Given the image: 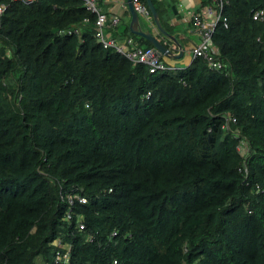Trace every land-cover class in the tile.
<instances>
[{"label": "trees", "instance_id": "trees-1", "mask_svg": "<svg viewBox=\"0 0 264 264\" xmlns=\"http://www.w3.org/2000/svg\"><path fill=\"white\" fill-rule=\"evenodd\" d=\"M0 4V264H264V0L225 5L224 68L155 72L84 0Z\"/></svg>", "mask_w": 264, "mask_h": 264}, {"label": "built area", "instance_id": "built-area-1", "mask_svg": "<svg viewBox=\"0 0 264 264\" xmlns=\"http://www.w3.org/2000/svg\"><path fill=\"white\" fill-rule=\"evenodd\" d=\"M24 3H30L33 0H20ZM87 9L97 14L95 20V36L102 43L105 48L113 47L118 52L122 53L130 61L135 63L146 64L150 72H155L160 69L174 68L169 66L162 58V53L152 47H143L138 41H136L132 36L126 37L123 40H118L114 37H108L105 34V27L107 23L115 26L119 23V17L114 15H108L107 13L100 10L96 0H84ZM134 9L144 17H150V11L148 7L141 0H132ZM228 3V0H213L211 4L204 7V12H195L192 14V21L198 33L200 34V41L193 47V56L202 57L212 69H222L224 68V62L219 55V49L214 43L213 34L217 25L221 22L225 27L228 26V19L224 15V7ZM7 8V5L0 4V13H2ZM252 17L257 21H264V8H253L251 10ZM60 33H77L80 35V30L78 27L61 29ZM146 98L150 97V91L146 93ZM236 121V117H227V122L223 125V128H229V121ZM238 148L244 152L247 149V140L244 138L241 140ZM239 170H244L245 181L247 176V167L243 166ZM259 191L263 192L264 189L259 187ZM80 202H87V198L84 196L76 195ZM73 199H71V202ZM67 217L70 219L71 215L68 214ZM79 229H85V223L81 220L78 221ZM117 230L112 232V235H117ZM95 239L94 234H89L87 237L88 241H93ZM60 242V241H59ZM115 263L117 260H114ZM55 264H70V246L68 245L66 251L57 249L54 258Z\"/></svg>", "mask_w": 264, "mask_h": 264}, {"label": "crops", "instance_id": "crops-1", "mask_svg": "<svg viewBox=\"0 0 264 264\" xmlns=\"http://www.w3.org/2000/svg\"><path fill=\"white\" fill-rule=\"evenodd\" d=\"M159 2L163 9V19L159 15L160 20H162L161 23L163 22V27L169 33L175 35L183 50L180 57L162 55V58L171 67H187L194 59L193 47L200 41V34L194 26L192 14L195 12H204V7L206 5L203 0H159ZM96 3L101 11H104L109 15L117 16L120 19L116 26H110L107 23L105 27V34L108 37H114L118 40L126 38L127 32H125V28L128 26L130 29L132 19V13L128 5V0H96ZM139 25L142 30L150 31L166 47L170 48L173 53H180L181 48L172 40V38L160 32L152 15L148 18L140 15ZM135 35L129 36H132L140 43L138 36H142Z\"/></svg>", "mask_w": 264, "mask_h": 264}, {"label": "water", "instance_id": "water-1", "mask_svg": "<svg viewBox=\"0 0 264 264\" xmlns=\"http://www.w3.org/2000/svg\"><path fill=\"white\" fill-rule=\"evenodd\" d=\"M128 5L130 8V11L132 13V19H131V23H130V29L133 33L140 35L144 38H146L147 40H149L153 46L158 49L163 55L165 56H173V57H180L182 55V46L179 43L178 39L175 37V35L169 33L162 25L160 17H159V13L153 3V0H147V6L152 14L153 20L155 22V24L157 25V28L160 30L161 33H163L164 35L172 38V40L181 48V51L179 54H175L173 53V51L166 47L159 39H157L150 31H144L141 29L140 25H139V18L140 15L139 13L134 9L132 0H128Z\"/></svg>", "mask_w": 264, "mask_h": 264}, {"label": "clouds", "instance_id": "clouds-1", "mask_svg": "<svg viewBox=\"0 0 264 264\" xmlns=\"http://www.w3.org/2000/svg\"><path fill=\"white\" fill-rule=\"evenodd\" d=\"M146 5V4H145ZM147 6V5H146ZM148 7V6H147ZM149 9V8H148ZM150 11V10H149ZM104 12V11H103ZM106 13V12H105ZM108 14V13H107ZM109 15V14H108ZM140 15V14H139ZM150 15H152L151 14V12H150ZM119 21H120V19H119ZM109 24V23H108ZM110 25V24H109ZM110 26H112V25H110ZM116 26V25H115Z\"/></svg>", "mask_w": 264, "mask_h": 264}]
</instances>
